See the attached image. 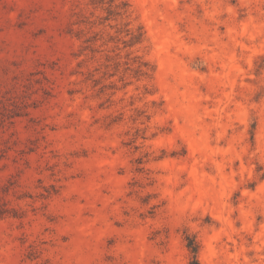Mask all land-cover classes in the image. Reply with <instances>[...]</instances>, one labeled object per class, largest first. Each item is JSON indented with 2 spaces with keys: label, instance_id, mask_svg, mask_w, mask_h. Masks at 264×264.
I'll list each match as a JSON object with an SVG mask.
<instances>
[{
  "label": "rangeland",
  "instance_id": "obj_1",
  "mask_svg": "<svg viewBox=\"0 0 264 264\" xmlns=\"http://www.w3.org/2000/svg\"><path fill=\"white\" fill-rule=\"evenodd\" d=\"M264 264V0H0V264Z\"/></svg>",
  "mask_w": 264,
  "mask_h": 264
},
{
  "label": "trees",
  "instance_id": "obj_2",
  "mask_svg": "<svg viewBox=\"0 0 264 264\" xmlns=\"http://www.w3.org/2000/svg\"><path fill=\"white\" fill-rule=\"evenodd\" d=\"M189 248L191 249V252H192V264H198V246L195 245V246H192V245H188Z\"/></svg>",
  "mask_w": 264,
  "mask_h": 264
}]
</instances>
